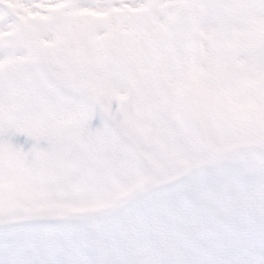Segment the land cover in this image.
Listing matches in <instances>:
<instances>
[{"label":"snow or ice","instance_id":"6c2138e0","mask_svg":"<svg viewBox=\"0 0 264 264\" xmlns=\"http://www.w3.org/2000/svg\"><path fill=\"white\" fill-rule=\"evenodd\" d=\"M0 264H264V0H0Z\"/></svg>","mask_w":264,"mask_h":264},{"label":"rangeland","instance_id":"374dc122","mask_svg":"<svg viewBox=\"0 0 264 264\" xmlns=\"http://www.w3.org/2000/svg\"><path fill=\"white\" fill-rule=\"evenodd\" d=\"M27 134H17L15 135L12 139H11V143L13 144V146L20 148L23 147V149L25 150V148L27 147ZM30 138V137H29ZM31 141L35 144V140L30 138ZM25 142V143H24ZM19 144H21L22 146H20ZM44 144L45 147L47 146V142L46 141H41V145ZM20 146V147H19Z\"/></svg>","mask_w":264,"mask_h":264}]
</instances>
